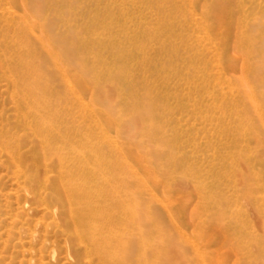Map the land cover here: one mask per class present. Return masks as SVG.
I'll use <instances>...</instances> for the list:
<instances>
[{"label":"rangeland","instance_id":"374dc122","mask_svg":"<svg viewBox=\"0 0 264 264\" xmlns=\"http://www.w3.org/2000/svg\"><path fill=\"white\" fill-rule=\"evenodd\" d=\"M61 164L129 264H264V0H0V264H92Z\"/></svg>","mask_w":264,"mask_h":264},{"label":"bare ground","instance_id":"6f19581e","mask_svg":"<svg viewBox=\"0 0 264 264\" xmlns=\"http://www.w3.org/2000/svg\"><path fill=\"white\" fill-rule=\"evenodd\" d=\"M31 53L32 49H26L24 59L28 66L35 68L36 65L29 59ZM32 77L33 80L36 79L35 75ZM41 140V144L32 147V156L28 154L20 157L21 163L31 171L40 169L41 166L46 144L44 138ZM55 170L58 174L49 178L54 192L52 197L55 211L59 225L70 234L72 249L79 259L90 257L92 264H129L125 226L118 227L115 223L118 215L111 214L107 217L104 213L103 216L97 214L99 209L96 210L95 190H91L86 181L76 183L72 179L68 180L63 164L55 167ZM124 206L128 209L127 205Z\"/></svg>","mask_w":264,"mask_h":264}]
</instances>
